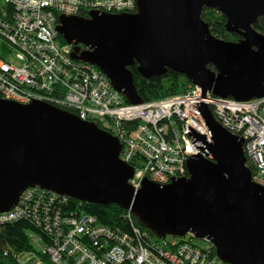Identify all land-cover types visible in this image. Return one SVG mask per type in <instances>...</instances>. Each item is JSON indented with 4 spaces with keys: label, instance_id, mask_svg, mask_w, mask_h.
I'll use <instances>...</instances> for the list:
<instances>
[{
    "label": "water",
    "instance_id": "obj_1",
    "mask_svg": "<svg viewBox=\"0 0 264 264\" xmlns=\"http://www.w3.org/2000/svg\"><path fill=\"white\" fill-rule=\"evenodd\" d=\"M135 1V14L60 15L57 26L73 46L71 58L98 68L130 105L143 103L129 70L135 64L146 80L168 71L183 75L204 96L264 98V35L255 29L264 0ZM205 10L223 15L227 33L241 39L215 37ZM201 113L212 135L210 158H190L187 178L168 185L146 179L135 191L134 168L120 159L115 136L44 101L0 98V213L36 186L87 204L118 205L159 239L192 233L210 241L227 264H264V187L253 182L243 140L209 107Z\"/></svg>",
    "mask_w": 264,
    "mask_h": 264
},
{
    "label": "built area",
    "instance_id": "obj_2",
    "mask_svg": "<svg viewBox=\"0 0 264 264\" xmlns=\"http://www.w3.org/2000/svg\"><path fill=\"white\" fill-rule=\"evenodd\" d=\"M83 11L88 18L92 11L135 14L137 4L0 0L1 99L25 105L39 100L64 107L82 121L107 120L122 145L120 159L134 168L129 184L135 191L146 179L168 185L187 178L190 158H210L212 135L201 113L207 106L227 132L243 140L247 163L256 168L253 182L264 187V98L238 102L210 92L204 96L192 85L183 95L126 104L98 68L72 59L73 46L58 39L59 16ZM11 57L18 66L10 63ZM85 204L40 187L27 188L12 211L0 213V228L25 220L36 230L29 234L33 250L11 253L17 264H227L210 241L196 246L192 233L184 239H157L135 226L130 211L123 218L129 228L106 226L85 211Z\"/></svg>",
    "mask_w": 264,
    "mask_h": 264
},
{
    "label": "trees",
    "instance_id": "obj_3",
    "mask_svg": "<svg viewBox=\"0 0 264 264\" xmlns=\"http://www.w3.org/2000/svg\"><path fill=\"white\" fill-rule=\"evenodd\" d=\"M80 17L88 18V12L83 11ZM203 20L209 24L211 33L222 40L238 42L241 37L239 35H231L227 33L225 24L226 18L215 10H205L202 15ZM255 29L264 35V18L258 20L255 25ZM59 41L62 44H66L61 36H59ZM83 48V47H81ZM130 72L133 74L135 87L140 99L143 103L164 100L167 98L179 96L185 94L188 89L192 86L190 81L186 79L183 75L178 73L168 71L164 76L158 78H152L146 80L141 77L138 72V65H132L129 67ZM125 103L129 104L126 99ZM59 107L65 111L68 109L60 106ZM71 112V111H69ZM99 129L107 131L113 135L110 127L107 125V120L93 121ZM247 167L252 174L256 171L254 166L247 163ZM76 202V201H75ZM85 211L88 214L96 216L99 222L106 226L111 227H130L128 222H124L123 218L128 214L129 211L123 209L122 207L109 204V205H97V204H85ZM133 222L136 227L143 231H147L155 238L159 239L153 232L148 230L137 217L132 215ZM34 231V232H33ZM34 227L25 220H21L17 223L6 225L0 228V264H17L14 257L11 255L14 253H21L24 251L33 250L32 243L29 238V234L35 233ZM180 242H185L181 240ZM8 252L5 255V252Z\"/></svg>",
    "mask_w": 264,
    "mask_h": 264
},
{
    "label": "rangeland",
    "instance_id": "obj_4",
    "mask_svg": "<svg viewBox=\"0 0 264 264\" xmlns=\"http://www.w3.org/2000/svg\"><path fill=\"white\" fill-rule=\"evenodd\" d=\"M9 61H10L11 64H13V65H15V66H18V62H17V60H16L14 57H11V58L9 59ZM168 238H169V240H170V237H168ZM194 244H195L196 246L200 247V248H202V247L205 246L204 241L199 240V239H195V240H194Z\"/></svg>",
    "mask_w": 264,
    "mask_h": 264
}]
</instances>
